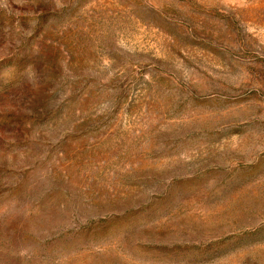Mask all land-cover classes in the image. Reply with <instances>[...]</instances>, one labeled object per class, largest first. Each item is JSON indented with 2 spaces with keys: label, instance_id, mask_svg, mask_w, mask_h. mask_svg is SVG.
I'll use <instances>...</instances> for the list:
<instances>
[{
  "label": "rangeland",
  "instance_id": "1",
  "mask_svg": "<svg viewBox=\"0 0 264 264\" xmlns=\"http://www.w3.org/2000/svg\"><path fill=\"white\" fill-rule=\"evenodd\" d=\"M0 264H264V0H0Z\"/></svg>",
  "mask_w": 264,
  "mask_h": 264
}]
</instances>
